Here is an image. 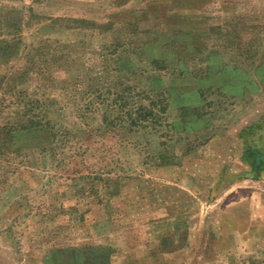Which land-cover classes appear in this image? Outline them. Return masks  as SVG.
<instances>
[{"label":"rangeland","instance_id":"1","mask_svg":"<svg viewBox=\"0 0 264 264\" xmlns=\"http://www.w3.org/2000/svg\"><path fill=\"white\" fill-rule=\"evenodd\" d=\"M0 264H264V0H0Z\"/></svg>","mask_w":264,"mask_h":264},{"label":"trees","instance_id":"2","mask_svg":"<svg viewBox=\"0 0 264 264\" xmlns=\"http://www.w3.org/2000/svg\"><path fill=\"white\" fill-rule=\"evenodd\" d=\"M167 238H168V236H166V237L163 236V237H162V240H161L162 242H161V244H163L164 247L166 246V243H164V241H166ZM161 244H160V245H161ZM161 246H162V245H161ZM160 249H162V247H160ZM169 249H171V250H169V251H173V250H174V251H177V250H178V249L175 248V247H172V248L169 247ZM161 252H162V253H165L166 251H165V250L163 251V249H162Z\"/></svg>","mask_w":264,"mask_h":264}]
</instances>
